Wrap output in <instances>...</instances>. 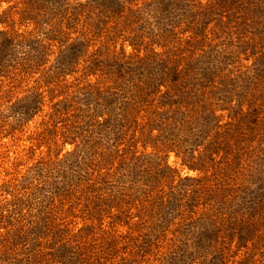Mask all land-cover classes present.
Returning <instances> with one entry per match:
<instances>
[{
    "label": "rangeland",
    "instance_id": "374dc122",
    "mask_svg": "<svg viewBox=\"0 0 264 264\" xmlns=\"http://www.w3.org/2000/svg\"><path fill=\"white\" fill-rule=\"evenodd\" d=\"M0 264H264V0H0Z\"/></svg>",
    "mask_w": 264,
    "mask_h": 264
}]
</instances>
